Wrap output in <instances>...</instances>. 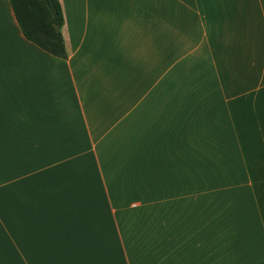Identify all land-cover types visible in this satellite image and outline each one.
Listing matches in <instances>:
<instances>
[{
	"label": "crops",
	"instance_id": "crops-1",
	"mask_svg": "<svg viewBox=\"0 0 264 264\" xmlns=\"http://www.w3.org/2000/svg\"><path fill=\"white\" fill-rule=\"evenodd\" d=\"M59 2L66 59L0 0V264H264V0ZM40 161L111 211L124 185L165 201L107 235L40 236ZM87 242L95 259L71 249Z\"/></svg>",
	"mask_w": 264,
	"mask_h": 264
},
{
	"label": "rangeland",
	"instance_id": "rangeland-1",
	"mask_svg": "<svg viewBox=\"0 0 264 264\" xmlns=\"http://www.w3.org/2000/svg\"><path fill=\"white\" fill-rule=\"evenodd\" d=\"M157 7V0H152V10H156ZM169 33V31H168ZM190 67L187 66L183 70V76L186 74L190 75ZM188 86V84H186ZM12 148H8L10 150ZM23 154L25 155H32L29 151L30 148H22ZM53 155H55L56 159L58 156L62 154V150L60 148H53ZM41 157V155L46 156V148H39V153L34 154ZM25 158V157H24ZM57 163V162H56ZM26 164L24 163V166ZM39 169L40 171L47 172L49 171L51 174L53 172V175L51 177V187L50 191L53 194H49L48 201L45 200L46 204H49L50 206H53V210L49 211V222H48V228H44L43 230L40 229V232L38 235H70L72 241L76 240L80 236H86L87 238H90L94 235H107L110 233V227L105 226L108 224L109 220L113 218H118L121 220L126 219H133V218H141L142 212L138 210H132L129 209L128 205L132 206L141 204L143 202H152L157 203L159 201L164 200V196L158 195L156 193H153L151 195L143 196L142 194L134 193L133 188L130 187H118L115 188L114 191H116V195L111 196L113 200V205L118 208V210L111 211L108 209V205H106V196L104 195H83L79 196V194L75 193L78 191V189H65V185L67 184L64 179L62 178L63 173L62 172V163H57L54 166L51 164H45L41 161L39 162ZM60 170V171H58ZM59 172V173H57ZM45 180L39 181V185L45 184ZM29 182L28 180H24L23 184L26 185V183ZM200 183V181H199ZM29 185V184H28ZM182 186H190V180H183ZM74 191V192H73ZM114 194V193H113ZM46 197V196H45ZM165 201V200H164ZM39 202L41 203V197ZM49 206V207H50ZM44 208H47L46 205L40 206L39 215L40 217L45 210ZM136 209V208H135ZM42 218V217H41ZM44 219V218H42ZM89 236V237H88ZM41 239V237L39 238ZM89 240V239H88ZM59 244V243H55ZM24 249L27 248L26 245L23 244ZM9 246V243H8ZM12 246H16V244H11ZM85 247H82V244L80 245V248H78V243H71V249L72 250H78V251H84L86 252L87 256L93 259L97 255L93 254V243L87 242L84 245ZM13 250H15V247H13ZM14 254L15 251L11 252L10 248H8V264H13L14 261ZM95 255V256H94Z\"/></svg>",
	"mask_w": 264,
	"mask_h": 264
},
{
	"label": "trees",
	"instance_id": "trees-1",
	"mask_svg": "<svg viewBox=\"0 0 264 264\" xmlns=\"http://www.w3.org/2000/svg\"><path fill=\"white\" fill-rule=\"evenodd\" d=\"M8 1L27 41L54 57L67 58L61 33L64 18L59 0Z\"/></svg>",
	"mask_w": 264,
	"mask_h": 264
}]
</instances>
